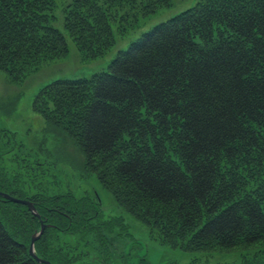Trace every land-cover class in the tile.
Instances as JSON below:
<instances>
[{
    "label": "trees",
    "instance_id": "obj_1",
    "mask_svg": "<svg viewBox=\"0 0 264 264\" xmlns=\"http://www.w3.org/2000/svg\"><path fill=\"white\" fill-rule=\"evenodd\" d=\"M173 5L64 0L60 21L56 0H0V71L19 78L65 57L63 31L97 58L113 46L115 27L132 30ZM33 107L73 137L86 170L132 219L185 251H241L240 264H264V0H196L130 41L106 71L43 87ZM37 209L51 225L44 235L98 217L87 197L54 196ZM0 215V264H44L26 231ZM42 240L39 257L61 256Z\"/></svg>",
    "mask_w": 264,
    "mask_h": 264
},
{
    "label": "rangeland",
    "instance_id": "obj_2",
    "mask_svg": "<svg viewBox=\"0 0 264 264\" xmlns=\"http://www.w3.org/2000/svg\"><path fill=\"white\" fill-rule=\"evenodd\" d=\"M56 1L55 15L60 20L63 15L59 7L64 0ZM195 1L174 0L171 8L160 9L153 16L139 19L132 30L115 27L113 46L97 58L82 56L70 35L63 31L69 49L65 57L46 60L37 70L19 78L0 71V112L4 115L3 111L10 108L11 114L0 116V191L36 206L60 195L73 196L77 201L87 197L96 205L98 217L89 222L87 220L88 227L73 233L70 232L74 227L67 228L64 233L48 231L38 239H43V244L51 243L49 248L61 254L60 257L57 253L51 256V264H106V256L109 258L108 264H126L127 260L123 259L129 247L130 258H137L139 264H147V260L150 264H240L247 256L241 251L210 255L188 252L183 248V243L165 241L156 229L132 219L116 205L114 197L101 186L96 175L86 170L83 152L73 137L52 122L35 119L37 114L32 107L43 87L59 79L89 77L106 71L117 52L127 48L130 41L190 7ZM58 27L62 28V23ZM41 108L50 109L45 101ZM4 125L16 134L4 133L1 128ZM25 208L24 204L0 197V214L5 216L3 218L6 220V216H10L17 227L26 231L25 234L31 238L40 231L41 224H33L34 215ZM52 208L65 213L70 219L77 218L78 213L72 215L66 208L53 205ZM65 215L61 217L66 218ZM100 224H108L107 229L112 231L106 232L104 227L101 230L98 228ZM89 227L103 231L111 250L109 253L102 254L105 250L99 242V231L85 233ZM199 258L202 259L198 261Z\"/></svg>",
    "mask_w": 264,
    "mask_h": 264
},
{
    "label": "water",
    "instance_id": "obj_3",
    "mask_svg": "<svg viewBox=\"0 0 264 264\" xmlns=\"http://www.w3.org/2000/svg\"><path fill=\"white\" fill-rule=\"evenodd\" d=\"M0 196L4 197L5 199H7V200H9L11 202H15V203H20V204L26 205L29 208V210L32 211L37 217L40 216L36 212V208H35V206H34V204L32 202H29V201H26V200H22V199H18V198H13L10 195H8V194H6L4 192H1V191H0ZM45 227H46V225L42 224L40 231L32 236L31 243H30V246H29V252L39 262L45 263V264H51L49 261L39 258L38 255H36V253H35V242L44 233Z\"/></svg>",
    "mask_w": 264,
    "mask_h": 264
},
{
    "label": "bare ground",
    "instance_id": "obj_4",
    "mask_svg": "<svg viewBox=\"0 0 264 264\" xmlns=\"http://www.w3.org/2000/svg\"><path fill=\"white\" fill-rule=\"evenodd\" d=\"M33 107V106H32ZM34 109V108H33ZM9 110H10V108L9 109H5L3 112H4V115H1V112H0V116H4V117H6V116H9V115H11V114H9ZM1 111V110H0ZM34 111H35V109H34ZM36 112V111H35ZM36 114H37V116H36V118L35 119H45V117L44 116H42L41 114H38V112H36ZM46 120V119H45ZM2 128V131L4 132V133H10V134H12V135H15L16 134V132H14L13 130H11L9 127H7L6 125H4L3 127H1ZM91 203L93 204V205H95L94 204V201H91ZM114 227H116V226H114ZM131 247H129L126 251H125V258H129L130 259V252H131V249H130ZM106 251L108 250V251H111L110 250V248H109V246H107V248L105 249ZM136 257V256H135Z\"/></svg>",
    "mask_w": 264,
    "mask_h": 264
}]
</instances>
